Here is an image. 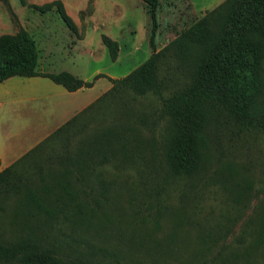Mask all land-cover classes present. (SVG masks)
<instances>
[{
  "label": "trees",
  "instance_id": "1",
  "mask_svg": "<svg viewBox=\"0 0 264 264\" xmlns=\"http://www.w3.org/2000/svg\"><path fill=\"white\" fill-rule=\"evenodd\" d=\"M142 1L150 23L145 60L120 78L106 76L110 86L105 91L0 169V264H68L42 239L60 225L97 215L119 170L149 164L157 147L153 132L158 118L168 124L162 156L173 177L198 172L210 127L223 116L240 129L264 133V0H224L159 50L158 0ZM27 6L39 13L54 10L76 32L60 0ZM100 40L114 60L117 42L105 34ZM37 58L26 30L1 34L0 82L11 76H44L67 91L93 83L65 70L40 72ZM166 59H173L174 70L186 71L187 79L164 96L160 70ZM149 94L158 98V111L140 102ZM258 221L246 247L238 241L236 250L218 252L212 264H252L254 252L264 244V213ZM213 238L208 233L200 241L208 246Z\"/></svg>",
  "mask_w": 264,
  "mask_h": 264
},
{
  "label": "rangeland",
  "instance_id": "2",
  "mask_svg": "<svg viewBox=\"0 0 264 264\" xmlns=\"http://www.w3.org/2000/svg\"><path fill=\"white\" fill-rule=\"evenodd\" d=\"M49 1L7 0L6 6L0 0V35L26 30L35 41L40 70H65L93 81L90 87L71 93L47 78L41 80L36 93L46 94L47 128L60 104L76 109L87 105L110 86L106 76L126 75L150 53V23L142 0H91L90 4L60 0L76 25L75 33L54 10L39 13L27 6ZM223 1L158 0L156 50ZM101 34L117 42L114 60ZM171 62L166 59L160 70L165 76L164 96L187 79L186 71L174 70ZM96 74L104 76L93 79ZM140 102L153 111L160 107L151 94ZM58 111L55 119L63 117ZM157 122L153 132L157 147L149 164L119 170L101 211L88 221L54 228L42 239L44 247L68 264H212L218 252L227 255L236 250L238 241L247 246L264 213V133L240 129L223 116L210 127L198 172L173 177L162 156L168 124L161 118ZM6 233L13 236L15 231ZM208 233L214 238L206 246L200 237ZM253 255L252 264H264V244Z\"/></svg>",
  "mask_w": 264,
  "mask_h": 264
},
{
  "label": "crops",
  "instance_id": "3",
  "mask_svg": "<svg viewBox=\"0 0 264 264\" xmlns=\"http://www.w3.org/2000/svg\"><path fill=\"white\" fill-rule=\"evenodd\" d=\"M38 63L39 58L36 65L38 71L48 72L40 70ZM44 78L47 77L11 76L0 82V169L13 163L53 129L86 106L76 109L68 104L65 106L63 103L60 104L61 106H58L49 118V120L53 119L52 126L47 128L46 94L36 93ZM82 88L74 91L65 89V91L72 93ZM57 109L63 114L60 119H55L59 112Z\"/></svg>",
  "mask_w": 264,
  "mask_h": 264
}]
</instances>
